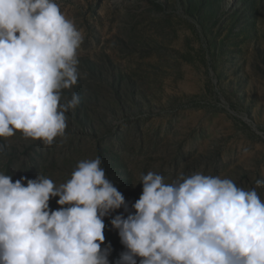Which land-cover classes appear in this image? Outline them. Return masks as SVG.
<instances>
[{"label": "rangeland", "instance_id": "1", "mask_svg": "<svg viewBox=\"0 0 264 264\" xmlns=\"http://www.w3.org/2000/svg\"><path fill=\"white\" fill-rule=\"evenodd\" d=\"M56 2L84 36L80 77L61 99L76 93L80 103L51 146L19 131L0 138V172L59 185L100 156L129 212L149 171L166 183L195 172L229 178L264 200V0ZM118 214L128 213L104 218L110 264L125 251L110 223Z\"/></svg>", "mask_w": 264, "mask_h": 264}, {"label": "clouds", "instance_id": "2", "mask_svg": "<svg viewBox=\"0 0 264 264\" xmlns=\"http://www.w3.org/2000/svg\"><path fill=\"white\" fill-rule=\"evenodd\" d=\"M83 39L56 0H0V138L19 131L51 146L65 137L66 113L80 97L61 103L62 91L78 82ZM101 165L100 156L81 160L59 185L0 172V264H110L104 218L122 207L127 216L110 223L125 251L112 264H264V200L255 188L202 172L166 183L149 171L129 212Z\"/></svg>", "mask_w": 264, "mask_h": 264}]
</instances>
